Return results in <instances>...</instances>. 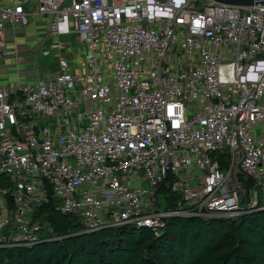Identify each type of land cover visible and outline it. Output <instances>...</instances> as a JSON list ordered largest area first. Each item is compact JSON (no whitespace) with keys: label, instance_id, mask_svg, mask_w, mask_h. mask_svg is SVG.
<instances>
[{"label":"built area","instance_id":"1","mask_svg":"<svg viewBox=\"0 0 264 264\" xmlns=\"http://www.w3.org/2000/svg\"><path fill=\"white\" fill-rule=\"evenodd\" d=\"M189 1H0V247L49 235V193L84 233L264 210V6ZM40 20L58 70L14 45L4 81L6 28Z\"/></svg>","mask_w":264,"mask_h":264},{"label":"trees","instance_id":"2","mask_svg":"<svg viewBox=\"0 0 264 264\" xmlns=\"http://www.w3.org/2000/svg\"><path fill=\"white\" fill-rule=\"evenodd\" d=\"M11 190L9 179L0 176V197ZM48 196L33 220L45 219L51 234L40 232V242L29 248L0 247V264H264V210L234 219L172 218L159 236L147 228L84 233ZM169 197L172 206L178 198Z\"/></svg>","mask_w":264,"mask_h":264},{"label":"crops","instance_id":"3","mask_svg":"<svg viewBox=\"0 0 264 264\" xmlns=\"http://www.w3.org/2000/svg\"><path fill=\"white\" fill-rule=\"evenodd\" d=\"M4 3H13L16 1H20V0H0ZM28 5L29 4H25ZM11 31H15V30H11L9 27L6 28V32H5V36H4V44H5V48L7 50V52L9 54H7V56L5 57L4 61H3V80L6 82H14L15 80V74H10L9 72L7 73V68H10V65L13 63V46L15 45L18 49L19 55L21 52H25V51H29V49L32 51L34 47L37 46V42H39L40 38L43 35V31L44 30V23L43 21H36L34 23H31L30 25H28L27 27L23 28V29H19L16 31L15 34H13ZM27 62H29V60H27ZM30 63V62H29Z\"/></svg>","mask_w":264,"mask_h":264},{"label":"rangeland","instance_id":"4","mask_svg":"<svg viewBox=\"0 0 264 264\" xmlns=\"http://www.w3.org/2000/svg\"><path fill=\"white\" fill-rule=\"evenodd\" d=\"M200 1H197V5H199ZM25 9H28V5L24 6ZM66 40H69L71 43V47L73 50H76L80 46L79 39L72 34L70 37H67ZM50 41L46 40L43 45L38 44L33 48L32 51L21 52L18 55L19 66L22 67V73L29 76H41L42 72H55L58 70L57 59L54 56V53H51L50 56H43L41 54V49L43 46L49 44ZM71 53H68L67 56H70ZM29 60V62H27ZM146 186V185H144ZM159 200L164 203L161 195L157 196Z\"/></svg>","mask_w":264,"mask_h":264},{"label":"water","instance_id":"5","mask_svg":"<svg viewBox=\"0 0 264 264\" xmlns=\"http://www.w3.org/2000/svg\"><path fill=\"white\" fill-rule=\"evenodd\" d=\"M194 0H190L189 3ZM217 4L241 7V8H249L252 6H264V0H210Z\"/></svg>","mask_w":264,"mask_h":264}]
</instances>
